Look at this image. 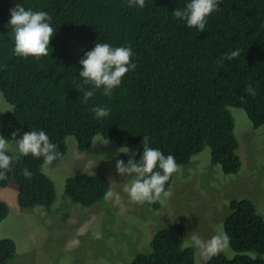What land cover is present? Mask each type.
Returning a JSON list of instances; mask_svg holds the SVG:
<instances>
[{
    "label": "trees",
    "instance_id": "1",
    "mask_svg": "<svg viewBox=\"0 0 264 264\" xmlns=\"http://www.w3.org/2000/svg\"><path fill=\"white\" fill-rule=\"evenodd\" d=\"M190 0H145L129 7L128 0H0V93L11 110L0 115V136L11 141L29 130H43L61 153L50 167L43 158H16L9 179L0 188L14 186L22 211L35 207L50 210L55 202L53 182L42 172L66 155L67 137L79 153L87 151L96 136L129 147L146 137L150 147L175 157L187 166L205 147L210 161L225 175L241 167L238 143L228 107L245 112L253 128L264 125V0H218V10L207 18L205 30L190 28L172 12ZM21 4L51 17L54 36L49 55L37 60L14 54L10 9ZM131 47L137 65L122 78L110 96L79 77L80 60L96 43ZM238 58L218 63L230 51ZM94 95L84 101V92ZM94 107L110 108L97 119ZM143 148L134 159L139 161ZM31 172L30 178L22 169ZM158 170V169H157ZM175 173L165 185L168 190ZM110 189L103 174H78L66 179L69 203L92 207ZM157 207V204L154 205ZM223 222L236 254L227 259L217 253L205 264H264L246 252L264 254V221L247 199L232 200ZM0 201V222L8 215ZM151 251L138 254L130 264H194V249L184 247V229L175 224L155 233ZM11 239H0V264L15 257Z\"/></svg>",
    "mask_w": 264,
    "mask_h": 264
},
{
    "label": "rangeland",
    "instance_id": "2",
    "mask_svg": "<svg viewBox=\"0 0 264 264\" xmlns=\"http://www.w3.org/2000/svg\"><path fill=\"white\" fill-rule=\"evenodd\" d=\"M10 110L0 93V115ZM227 110L238 143L239 172L225 175L211 163L210 150L205 147L187 166H179L168 188L173 195L154 203H134L124 192L131 177L117 173L116 161L127 164L134 157L119 153L121 147L114 140L96 136L91 147L79 153L75 139L67 137V152L60 163L42 170L55 187V202L49 211L43 207L22 211L17 189L0 188V201L9 209L0 222V239H11L16 247L15 257L7 264H130L136 255L151 251L156 232L175 224L184 229V247L194 249V264H205L207 258L192 245L190 234L196 232L206 241L224 232L232 200L251 201L264 221V125L255 129L243 110ZM127 148L137 154L143 141ZM7 152L19 155L13 142ZM84 173L105 175L110 189L119 193L120 203L104 199L88 208L69 203L64 195L65 181ZM218 253L227 259L236 256L228 245ZM244 255L264 260V254Z\"/></svg>",
    "mask_w": 264,
    "mask_h": 264
},
{
    "label": "clouds",
    "instance_id": "3",
    "mask_svg": "<svg viewBox=\"0 0 264 264\" xmlns=\"http://www.w3.org/2000/svg\"><path fill=\"white\" fill-rule=\"evenodd\" d=\"M128 4L129 7L143 8L145 0H128ZM217 10L218 0H190L183 10L176 8L172 14L176 19L184 20L188 27H194L203 32L207 18ZM10 16L9 26L14 34V54L23 58L34 57L37 60L48 56L50 41L54 36L51 17L48 13L26 10L24 6L17 4L10 9ZM240 54V49L230 51L218 63L222 67L225 60L231 61L238 58ZM132 57L133 51L130 46L113 47L108 43L97 42L94 49L88 51L80 60L83 70L80 71L79 77L83 78L86 84H93L95 89L103 87V94L110 96L112 90L121 84L125 74L136 69L137 65L132 62ZM93 95L94 90L85 91L84 101L87 102ZM92 111L95 118L101 119L108 117L111 109L94 107ZM19 135V132H14L11 141L20 155L42 157L43 167H50L61 157L57 146L50 141L45 131L29 130L17 139ZM8 146L9 140L0 136V181L10 178L8 174L13 171V164L16 162L15 157L7 154ZM118 151L130 157L136 156V153L130 152L127 147H121ZM115 167L120 176L131 177L130 183L123 190L134 203H154L173 195L170 189H165V185L179 170L175 157L171 154L165 156L159 149L150 147L146 137H143V154L139 161L130 158L125 164L123 160H117ZM22 175L30 178L32 174L25 167L22 169ZM105 199H114L116 203L121 201L119 193L111 189L105 193ZM190 240L203 257L210 258L228 245L230 237L221 231L205 241L193 232L190 234Z\"/></svg>",
    "mask_w": 264,
    "mask_h": 264
}]
</instances>
